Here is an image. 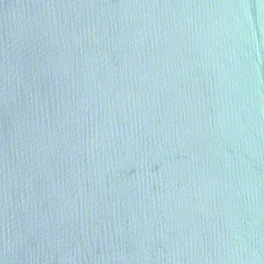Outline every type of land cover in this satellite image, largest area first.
Here are the masks:
<instances>
[{"label": "water", "instance_id": "obj_1", "mask_svg": "<svg viewBox=\"0 0 264 264\" xmlns=\"http://www.w3.org/2000/svg\"><path fill=\"white\" fill-rule=\"evenodd\" d=\"M0 264H264V0H0Z\"/></svg>", "mask_w": 264, "mask_h": 264}]
</instances>
